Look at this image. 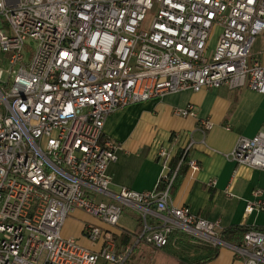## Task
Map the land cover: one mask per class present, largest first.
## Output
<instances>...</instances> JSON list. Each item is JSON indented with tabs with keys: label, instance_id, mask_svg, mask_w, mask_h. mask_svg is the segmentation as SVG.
Instances as JSON below:
<instances>
[{
	"label": "built area",
	"instance_id": "1",
	"mask_svg": "<svg viewBox=\"0 0 264 264\" xmlns=\"http://www.w3.org/2000/svg\"><path fill=\"white\" fill-rule=\"evenodd\" d=\"M263 33L264 0H0V264H124L138 244L160 251L174 232L264 264V228L227 244L217 223L172 204L190 136L174 135V145L184 140L179 164L154 189L113 193L107 169L118 146L103 134L116 111L185 90L264 96V61L250 54ZM169 155L160 147L156 159L170 167ZM226 157L264 171V124ZM261 194L246 213L264 210ZM124 209L139 216L136 234L118 229ZM75 212L92 219L81 233L97 250L62 235ZM121 236L131 243L119 248Z\"/></svg>",
	"mask_w": 264,
	"mask_h": 264
},
{
	"label": "crops",
	"instance_id": "2",
	"mask_svg": "<svg viewBox=\"0 0 264 264\" xmlns=\"http://www.w3.org/2000/svg\"><path fill=\"white\" fill-rule=\"evenodd\" d=\"M188 105L193 107L195 117L182 118L173 114L174 109ZM202 121L212 125L204 134L198 130ZM263 124L264 96L246 87L232 91L222 87L198 93L185 90L120 109L107 118L103 128L104 136L118 146V160L107 169L112 179L110 190L116 193L121 188L135 192L154 189L156 183L169 174L170 168L156 159L157 150L160 147L169 150L170 164L184 143L183 140L179 147L174 145L173 137L185 134L192 138L194 146L188 151L184 164L187 166V162L194 161L198 169L192 171L187 166L172 196V204L217 223L219 231L231 227L263 229L264 210L246 213V206L257 189L262 191L260 198L264 203V171L236 165L226 157L239 137H254L263 130ZM210 182L214 184L209 185ZM127 210L124 209L120 219L125 215L130 221L136 219L133 232H138L141 228L139 216ZM71 217L93 223L81 212H75ZM119 221L118 229L133 233ZM149 221L152 225L156 223L152 219ZM82 228L83 222H80L75 235H64V229L62 235L92 251L97 250L98 246L82 236ZM168 246L190 258L186 264H243L227 246L219 248L216 256L204 263L213 256L214 249L193 243L180 232L170 236Z\"/></svg>",
	"mask_w": 264,
	"mask_h": 264
},
{
	"label": "rangeland",
	"instance_id": "3",
	"mask_svg": "<svg viewBox=\"0 0 264 264\" xmlns=\"http://www.w3.org/2000/svg\"><path fill=\"white\" fill-rule=\"evenodd\" d=\"M250 54L257 59L262 58V60L264 61V33L256 37L255 42L251 47ZM2 60L3 54L0 52V61ZM127 219L130 221V218L125 215L123 218L120 219L119 224L121 226H124L127 230H130L132 232L135 231L136 219L133 221L131 219L130 222ZM66 221L67 222L65 223V226L63 228V234L65 233L66 235H75L79 231L80 222H83V224L84 222H86L83 219H76L75 217L70 216L67 218ZM133 233L136 234L137 232ZM87 241L91 243L89 240ZM219 248L224 249V246H220L218 247V249ZM182 253L183 252H176L169 246H166L163 250L160 251L150 250V248L140 243L133 249V252L129 255L127 261L124 264H175L174 261H176L177 264H186L189 262L190 258H187Z\"/></svg>",
	"mask_w": 264,
	"mask_h": 264
},
{
	"label": "trees",
	"instance_id": "4",
	"mask_svg": "<svg viewBox=\"0 0 264 264\" xmlns=\"http://www.w3.org/2000/svg\"><path fill=\"white\" fill-rule=\"evenodd\" d=\"M181 151H179L177 153V155L174 157V159H172L170 161V173L171 174L174 170L177 169V166L179 164V161H180V158H181ZM184 162L186 161V157L184 158L183 160ZM188 166V165H187ZM187 166L185 164H181L178 169H177V173H176V176L174 178V181L169 189V193L171 196H173V194L175 193V191L177 190L178 186H179V183L181 181V179L183 178L186 170H187ZM164 187H162L163 189ZM250 229L249 228H243V227H231V228H228L226 230H221L219 231V238L225 242V243H230V244H233V245H239L242 241V238H243V235L249 231ZM131 243V239L127 236H121L120 239H119V245L118 247L119 248H122L124 247L125 245ZM206 246V245H204ZM208 246V245H207ZM210 247V249H214V252H213V256L208 259V260H205V262H208L209 260H211L212 258H214L216 256V253L218 252V248H213L211 246H208ZM196 264H200L199 263H196Z\"/></svg>",
	"mask_w": 264,
	"mask_h": 264
}]
</instances>
